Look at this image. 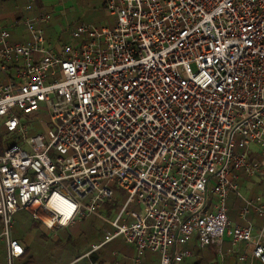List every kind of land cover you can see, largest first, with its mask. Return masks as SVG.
<instances>
[{
  "label": "built area",
  "instance_id": "built-area-1",
  "mask_svg": "<svg viewBox=\"0 0 264 264\" xmlns=\"http://www.w3.org/2000/svg\"><path fill=\"white\" fill-rule=\"evenodd\" d=\"M102 7L112 24H62L70 41H46V12L22 18L25 41L10 43L0 29L5 264L23 254L11 237L19 211L51 232L88 217L101 222V241L85 257L120 238L131 264L146 253L179 264L191 241L221 259L227 238L264 264V191L244 198L238 184L264 179V0ZM117 192L121 209L100 215ZM230 194L244 225L227 219ZM249 214L262 221L256 235Z\"/></svg>",
  "mask_w": 264,
  "mask_h": 264
},
{
  "label": "crops",
  "instance_id": "crops-1",
  "mask_svg": "<svg viewBox=\"0 0 264 264\" xmlns=\"http://www.w3.org/2000/svg\"><path fill=\"white\" fill-rule=\"evenodd\" d=\"M24 5L25 0H0V29L6 28L8 30V41L10 43H15L27 40L28 35L22 25L23 17L29 16L33 13L48 12L50 14L49 21L46 24H42L41 28L43 30L44 37L49 44L57 42L62 35V33L59 32L60 28L63 26L62 24H67L64 22L63 17L60 16L63 12L62 4L58 5L56 0H37L31 10H24ZM258 180H261L260 177L252 179L240 177L238 184L241 196L250 199L257 194L262 193L264 191V184H259V182H257ZM230 196L231 195H229L226 200L227 219L232 225H244V222L238 219V213L236 214L234 221L230 220L228 217V204ZM80 221L81 220H76L70 226L54 232L43 228V231L40 230L37 232L36 239L30 237V231L36 229L37 226L31 227L30 231L22 235H18L12 230L11 237L20 243L23 248V252L25 249H28L27 255H32L38 264H89L88 259L90 257L95 261L99 259L102 264H131L133 250L130 246L123 244L121 240H118L116 243L115 241L110 242L98 251L85 257V255L89 252L90 246L98 244L101 241L102 236L99 239H96V237L93 236L88 241H78V235L74 236V238L69 236L66 237L64 232L65 229L71 228V231H76V229L72 228L79 227L77 229L79 230L84 223V220L82 222ZM246 221L252 224V235H256L261 227L262 221L256 218L253 214H249ZM91 228L93 232L94 230L101 229L102 235L103 230L105 229L100 223L97 225V223L92 222ZM12 229H14V224ZM81 231H83V228L80 232ZM60 238H64V242L66 244L70 242L71 245L66 248L67 245L64 244V242H60ZM58 241L60 243L57 245ZM223 241L224 242L221 247L223 257L221 259H219L213 249H200L196 246L194 241H191L187 244L188 246L186 245V249L190 251L191 255L190 257L184 259V262H192L197 258H200L205 260L206 264H238L235 259L236 255L245 254L247 256L245 264H259L257 261L249 258V247H243L242 245L231 246L227 238H224ZM195 251H199L200 253L197 252L195 254ZM64 253H66L67 256L63 261L61 260V255H65ZM153 256L154 255L152 254L146 253L140 264L147 261L152 264H157V257L155 259ZM0 264H5L2 253H0Z\"/></svg>",
  "mask_w": 264,
  "mask_h": 264
},
{
  "label": "rangeland",
  "instance_id": "rangeland-1",
  "mask_svg": "<svg viewBox=\"0 0 264 264\" xmlns=\"http://www.w3.org/2000/svg\"><path fill=\"white\" fill-rule=\"evenodd\" d=\"M56 3L58 5L62 4L63 12L61 13L60 16L63 17L64 22H66L67 25H69V26H72V25L77 24V23H83V24L91 25V26H95V27H98L104 23L107 25L112 24V19L107 15V13L105 12V10L102 7V0H56ZM67 34H68L67 31L63 32L60 39L58 40V42H63L64 40L70 41ZM44 118H45L44 114L40 113L39 119L44 120ZM8 140H9V135L6 134L4 136L3 142H1V145L6 144L8 142ZM0 150H1V148H0ZM0 153H1V151H0ZM260 179L261 180H258L257 182H259V184H264V179H262V178H260ZM115 202H117L118 205L121 203V200L118 199V194H117V196H115ZM99 214L105 216V213L102 211V209L99 210ZM85 219L86 220L84 221V223L82 224V226L79 230H77L79 227L72 228V229H76V231H71V228L65 229V231H64L65 236L66 237L69 236V237L74 238V236H76L80 233V230L82 228H84L85 225H91V222L97 223V225H99V222L96 219H92L90 217L85 218ZM30 220L31 219H30V216L28 213H26L24 211L17 212L14 215V222H15L14 223V230L18 231V230L23 229L25 226L28 225ZM40 230L43 231V227L41 224L38 225L36 227V229H34L33 231H30V237L36 239L37 232ZM61 235H62V233H61ZM118 240H120V238L115 239V243ZM59 241L64 242V238L63 239L60 238ZM59 241L57 242V245L60 243ZM64 244H66V243L64 242ZM66 245H67L66 248H68L71 245V243L68 242ZM56 247H54V248H56ZM64 254L65 255H61V260H63V261L65 260V258L67 256L66 253H64ZM153 257L156 259L155 255ZM24 262L25 261H23L22 263H18V264H23ZM12 264H17V263H15V261H13Z\"/></svg>",
  "mask_w": 264,
  "mask_h": 264
},
{
  "label": "trees",
  "instance_id": "trees-1",
  "mask_svg": "<svg viewBox=\"0 0 264 264\" xmlns=\"http://www.w3.org/2000/svg\"><path fill=\"white\" fill-rule=\"evenodd\" d=\"M116 194H118V199L121 200V203L119 205L117 204V202H114L112 204H104L102 211L105 213L106 216H111L112 214L118 212L124 203L123 194L121 192H117ZM230 195H231L230 199H229L230 201L228 204V208H229L228 217L230 220L234 221L236 218V214L238 213V211L242 207V203L234 194H230ZM90 218H92V217H90ZM92 219H94V218H92ZM83 220L85 221V219H83ZM83 220H81L80 222H82ZM99 223L102 225L103 228H105V226L101 222H99ZM38 225H40L39 222H36V221L31 219L30 222L28 223V225L25 226L23 229L18 230V231L14 230V229H12V230H13V232L17 233L18 235H22V234H25L28 231H30L31 227H35ZM93 236L96 237V239H99L102 236L101 229L94 230V232H93L91 225H85L83 228V231H81L78 234V238H79L78 241H80V240L81 241H85V240L88 241ZM113 241H115V240H113ZM206 249H210V248L207 247ZM197 252L200 253L199 251H195V254ZM27 254H28V249H25L22 256L16 260H14L15 263L18 264V263H22L23 261H25L23 264H33V263L38 264V262L32 257V255H27ZM88 261H89V264H102V262L99 261V259L97 261H95L94 259H91V257L88 259ZM181 263L182 264H206L205 260L200 259V258H197L196 260H194L192 262H184V260H182ZM51 264H54V263H51ZM74 264H76V263H74ZM142 264H152V263L147 261V262H143Z\"/></svg>",
  "mask_w": 264,
  "mask_h": 264
},
{
  "label": "bare ground",
  "instance_id": "bare-ground-1",
  "mask_svg": "<svg viewBox=\"0 0 264 264\" xmlns=\"http://www.w3.org/2000/svg\"><path fill=\"white\" fill-rule=\"evenodd\" d=\"M45 222H47V220H45Z\"/></svg>",
  "mask_w": 264,
  "mask_h": 264
}]
</instances>
